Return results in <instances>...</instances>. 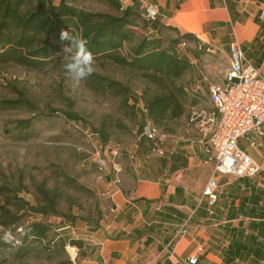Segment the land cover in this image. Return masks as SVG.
<instances>
[{"label":"crops","instance_id":"0c3cea01","mask_svg":"<svg viewBox=\"0 0 264 264\" xmlns=\"http://www.w3.org/2000/svg\"><path fill=\"white\" fill-rule=\"evenodd\" d=\"M120 1L123 6L134 1L143 8L155 6L159 24L180 34L190 33L197 44L211 46L214 51L208 56L210 62L213 54H218L225 68L229 63L228 45L235 40L264 76V0ZM198 70L204 80L195 71L181 81L186 84L188 80L195 94L201 93V84L211 85L199 63ZM196 86L198 92H194ZM184 121L186 117L179 122ZM188 121V138L166 135L163 142L167 138L175 141L171 155L184 156L187 166L167 172L160 164L151 170L144 160L136 167L130 161L121 170L117 185L112 183L113 175L105 174L101 187L112 202L111 213L97 226H86L85 233L78 236L88 246L79 256V250L66 246L73 251L72 264H187L191 257L197 258V264H264V151L248 146L250 140L264 143V138L251 135L239 142L260 166V172L252 177L219 175L215 179L216 202L209 206L202 191L214 166L203 151L197 130ZM153 155L150 152L144 158ZM194 176L198 181L193 185Z\"/></svg>","mask_w":264,"mask_h":264},{"label":"trees","instance_id":"16d2710c","mask_svg":"<svg viewBox=\"0 0 264 264\" xmlns=\"http://www.w3.org/2000/svg\"><path fill=\"white\" fill-rule=\"evenodd\" d=\"M95 1L105 4L113 13L89 12L78 7L76 0H58V3L54 0H0V65L65 72L67 58L58 55L59 35L61 30L71 31L87 41L95 63H109L125 69L145 82L139 99L132 97L131 88L117 82L102 84V90L118 101L125 114L140 120L137 137L143 134L147 121L159 132L172 134V126L187 116V108L194 109V102L190 100L192 92L181 81L192 72V60H201V51L196 49L197 39L190 33L180 34L175 28L163 26L157 20L145 21L143 7L137 1L128 6H123L120 0ZM190 44L195 47L190 49ZM22 100L17 103L23 104ZM7 104L12 106L16 102L11 100ZM68 117L74 124L78 119L76 115ZM28 128L29 121H19L16 125L18 133ZM122 128L119 123H102L97 130L99 143L110 145L113 129ZM138 141L139 151L147 156L153 143L143 137ZM162 160L160 165H168L169 172L187 166V159L179 155ZM36 189V200L31 204L19 198L15 190L0 187V202L3 203L0 206V255L7 256L14 251L13 258L21 263L29 260L30 254L38 248L36 244H40V250L49 257H65L66 246L79 250V256L88 248L85 242L80 239L65 241L59 235L50 237L53 226L37 219L58 217L68 219L72 225L74 218L59 209L62 195L42 185ZM6 233L12 239L6 241ZM57 264L72 262L66 257Z\"/></svg>","mask_w":264,"mask_h":264},{"label":"rangeland","instance_id":"374dc122","mask_svg":"<svg viewBox=\"0 0 264 264\" xmlns=\"http://www.w3.org/2000/svg\"><path fill=\"white\" fill-rule=\"evenodd\" d=\"M76 1L78 7L89 12L113 13L105 4L95 0ZM54 2L58 3V0ZM189 47L193 49L195 46L190 44ZM200 53L198 63L202 66V72L211 84H220L226 69L222 57L213 54L210 62L209 54ZM192 69L186 77L195 74V69ZM109 81L131 88L134 99H139L142 89L146 87L137 75L109 63H95L94 73L77 88L72 87L71 80L61 69L38 71L13 64L0 65V187L15 190L19 198L31 204L36 200L39 185L60 193L59 209L74 219L69 225L68 219L37 217L53 226L50 237L59 235L65 241L78 239L85 233L86 226L95 227L100 217L109 218L112 202L103 195L101 187L106 175L98 172L92 159L94 151L99 150L97 130L102 123L113 122L123 126L122 129H113L110 140L111 147L119 149L118 159H112L108 152L104 153L107 159L115 160L120 165L122 172L130 161L137 166L144 160L151 170L163 161V158L155 155L151 159L142 156L137 139L140 120L125 114L118 101L102 90V84L106 85ZM208 86V83L201 84V93L190 95L194 109L210 106ZM21 99L24 103H17ZM11 100L16 104H7ZM129 103L132 104V100ZM138 107L142 108L141 101ZM190 107L187 108L186 121L174 123V132L164 134L188 138L191 129L187 123ZM68 115L77 116L78 119L73 121H76L75 124ZM19 121H29L28 130L18 133L16 125ZM90 134H93L92 143L86 137ZM159 135L161 137V131ZM163 146L168 160L175 141L167 138ZM165 168L168 172L169 166ZM157 175L159 173L153 176ZM191 180L193 185L197 184L196 176ZM2 204L0 202V206ZM66 226L67 230H60ZM36 245L37 251L30 254L29 260L18 262L13 258V251L7 256L0 255V264H57L58 261H65L66 257L70 259L73 254V251L66 249L65 257H49L40 250V244Z\"/></svg>","mask_w":264,"mask_h":264},{"label":"built area","instance_id":"2783aa9c","mask_svg":"<svg viewBox=\"0 0 264 264\" xmlns=\"http://www.w3.org/2000/svg\"><path fill=\"white\" fill-rule=\"evenodd\" d=\"M142 14V18L148 22L159 18L158 9L152 5L144 7ZM196 49L206 54L214 51L211 46L205 47L201 43L196 45ZM198 62L192 61V67L201 76L200 79L204 80L198 70ZM228 62L222 82L208 86L210 107L192 109L188 116V122L194 126L201 138L203 151L209 155L208 159L214 166L202 191L209 206L216 202V177H252L261 170L254 159L240 148L239 142L251 135L258 139L264 138V76L250 63L235 40L228 45ZM199 90V86H196L194 92ZM142 133L137 139L143 137L151 141L153 147L150 152L159 158L164 157L162 146L166 134L161 132L160 137L159 130L148 121ZM86 137L92 143L93 134ZM248 146L264 151V143L257 140H250ZM98 147L99 150L92 154L93 162L101 173L113 175L112 183L117 185L120 182L121 167L115 160L107 159L104 153L108 152L112 159H118L119 149L101 143ZM6 235L12 239L9 233ZM187 264H197V258L191 257Z\"/></svg>","mask_w":264,"mask_h":264},{"label":"clouds","instance_id":"9594fccd","mask_svg":"<svg viewBox=\"0 0 264 264\" xmlns=\"http://www.w3.org/2000/svg\"><path fill=\"white\" fill-rule=\"evenodd\" d=\"M59 42L60 51L58 55L67 58L64 69L71 80L72 87L77 88L94 73V55L87 48V41L71 31L61 30ZM4 239L7 241L9 237L6 235Z\"/></svg>","mask_w":264,"mask_h":264}]
</instances>
